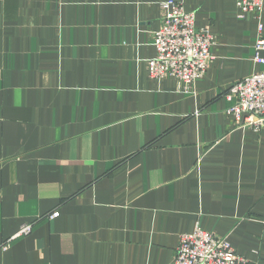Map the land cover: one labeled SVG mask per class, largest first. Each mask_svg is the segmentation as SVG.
I'll return each mask as SVG.
<instances>
[{
  "label": "crops",
  "instance_id": "crops-1",
  "mask_svg": "<svg viewBox=\"0 0 264 264\" xmlns=\"http://www.w3.org/2000/svg\"><path fill=\"white\" fill-rule=\"evenodd\" d=\"M162 1L0 0V264H173L198 224L264 264V131L225 96L257 14L180 0L217 37L191 94L150 76Z\"/></svg>",
  "mask_w": 264,
  "mask_h": 264
},
{
  "label": "built area",
  "instance_id": "built-area-1",
  "mask_svg": "<svg viewBox=\"0 0 264 264\" xmlns=\"http://www.w3.org/2000/svg\"><path fill=\"white\" fill-rule=\"evenodd\" d=\"M240 12L256 13L258 38L254 44V61L264 64V0H235ZM162 23L155 33V57L149 60L150 76L161 79L172 76L181 85L179 91L194 94L196 81L203 77L215 58L212 46L217 37L208 27H198L196 13L187 11L180 0L161 2ZM225 96L233 99L228 113L236 124L264 131V71L254 72L231 85ZM58 211L48 214L56 218ZM31 224L24 225L15 237L26 235ZM9 241L3 249H7ZM173 264H257L239 254L228 237L204 229L200 224L193 232L182 233Z\"/></svg>",
  "mask_w": 264,
  "mask_h": 264
}]
</instances>
